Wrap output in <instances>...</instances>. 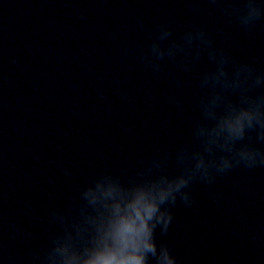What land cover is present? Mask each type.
Masks as SVG:
<instances>
[{
	"label": "clouds",
	"instance_id": "clouds-1",
	"mask_svg": "<svg viewBox=\"0 0 264 264\" xmlns=\"http://www.w3.org/2000/svg\"><path fill=\"white\" fill-rule=\"evenodd\" d=\"M188 2L195 14L208 3L243 31H264V0ZM137 27L148 31L149 41L136 49L125 44L123 55L134 56L153 74L161 72L165 61L182 72L206 64L197 77L199 115L191 140L177 144L174 152L141 155L131 169L103 168L77 183L68 203L47 210L46 239L27 264H184L166 239L173 209L195 204L197 183L211 189L236 169L264 168V66L257 58L234 55L217 43L223 30L205 24H190L174 35L169 20L148 29L141 16ZM174 82L178 88L184 84L178 75ZM64 173L73 175L68 167ZM210 195L219 203V193ZM4 248L0 239V259Z\"/></svg>",
	"mask_w": 264,
	"mask_h": 264
}]
</instances>
